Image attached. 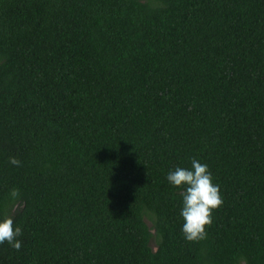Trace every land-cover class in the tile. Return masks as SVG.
I'll return each mask as SVG.
<instances>
[{"label": "trees", "instance_id": "trees-1", "mask_svg": "<svg viewBox=\"0 0 264 264\" xmlns=\"http://www.w3.org/2000/svg\"><path fill=\"white\" fill-rule=\"evenodd\" d=\"M193 158L223 198L198 242ZM4 215L0 264H264V0H0Z\"/></svg>", "mask_w": 264, "mask_h": 264}, {"label": "clouds", "instance_id": "clouds-1", "mask_svg": "<svg viewBox=\"0 0 264 264\" xmlns=\"http://www.w3.org/2000/svg\"><path fill=\"white\" fill-rule=\"evenodd\" d=\"M12 165L20 166L21 162L16 157H10ZM168 182L181 189L183 207L182 232L187 241L198 242L207 238V227L213 222V211L220 208L223 198L219 185L213 183L212 173L206 164L193 158L191 169L177 167L167 175ZM20 196L19 189L13 188L10 197L16 200ZM22 234V229L15 226L11 215H4L0 219V244L7 242L15 250L21 249V241L17 239Z\"/></svg>", "mask_w": 264, "mask_h": 264}]
</instances>
